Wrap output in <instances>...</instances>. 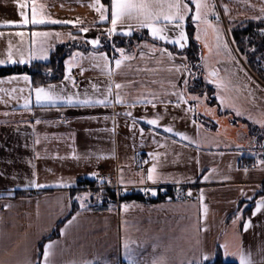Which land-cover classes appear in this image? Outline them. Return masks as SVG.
Returning <instances> with one entry per match:
<instances>
[{"label":"crops","instance_id":"crops-1","mask_svg":"<svg viewBox=\"0 0 264 264\" xmlns=\"http://www.w3.org/2000/svg\"><path fill=\"white\" fill-rule=\"evenodd\" d=\"M0 2L17 6V0ZM219 2L223 19L231 24H236L239 19L243 20L240 24L258 23L261 21L256 18L264 16L261 12L264 0ZM93 3L94 0H37L45 15L58 20L79 21L88 27V33L79 34L83 37L80 40L84 42L100 36L102 44L106 39L104 29L110 24L99 23L98 14L91 7ZM222 4L227 13H224ZM190 7L193 11L185 20V32L189 35L186 48L192 38L200 46L195 39V25L191 23L195 6ZM19 20L18 13L0 15V23ZM33 30L62 33L60 40L52 41L54 47L49 52L50 59L56 47L72 41L68 34H75L77 27L72 24L0 27V33H3L0 36V59H5L7 52L1 39L22 31L26 33L27 42L31 40ZM138 35L150 37L147 29L133 34ZM145 42L152 44L148 40L138 41L128 52L136 56L130 62L132 69L122 66V74L113 77L119 83L136 82L122 90L127 94L125 104L109 107L36 106L35 93H30L29 89L49 84L57 85V91L64 87L69 94L79 91L81 98L85 90L89 96L102 98L110 81L103 63L89 57L92 51H75L85 54L82 59H77L71 71L78 89L64 81V77L42 85L35 84L30 76L29 84L8 79L25 74L0 77L4 81L0 83V264H43L44 246L51 242H55V247L50 259L55 264H83L85 261L128 264L124 256L125 241L129 243L136 264H153L154 261L156 264H161V261L164 264H188L189 261L211 264L218 255L226 262L239 264L241 252L251 260V264H264V210L253 215L254 204L250 217L245 216L249 202L255 200L256 203L262 197L257 198V195L264 184V165L258 163L264 159V152L253 151L256 145L252 136V127L264 133V128L258 123L264 121V69L258 66L251 70L233 43L234 55L252 78L242 76L241 79L231 76L227 68L220 71L215 68L217 77L208 78L228 85L227 91L221 89L219 93L226 97L228 105L221 109L215 84L206 82L205 77L211 69L204 67V49L200 46L202 88L194 90V82L190 79L189 87L184 90L188 102L177 105V97L171 93L182 89L187 73L177 81V77L167 69L188 63L187 59H181V55L186 58L181 53L186 48L181 50L178 46L169 45L175 47V51L167 48L173 52L174 61L164 59L158 63L159 54L148 48L143 49L144 56L140 58L142 49L138 45ZM13 46L15 50L20 43H13ZM107 55L110 59L115 56ZM48 60H33L30 64ZM24 65L29 64H4L0 68ZM110 67L116 71L114 61ZM145 67L158 71L135 72L136 68ZM172 83H178V87L173 89ZM92 85L99 86L100 92H94ZM13 89L17 91L13 92ZM152 92L163 102H157L155 109L151 104H137L131 108L133 117L139 121L133 127L132 118L123 114L129 111L127 104L139 93ZM205 94L207 100L204 99ZM190 96H200V103L192 102ZM25 99H30L29 108L23 107ZM240 108L241 115L236 116L235 111ZM156 114L162 118L156 134L152 135L154 126L147 125L145 121ZM37 120L41 123L37 124ZM168 126L173 128V133L163 131ZM174 133H184L189 140H183ZM37 139L38 144L35 143ZM149 153H159L158 160L153 161ZM252 157L256 158L255 165L242 162V159ZM139 159L149 161L144 164L145 173L153 162L157 163L158 172L165 179L155 185L151 182L140 184L139 173L142 171L139 170ZM121 171L125 181L135 182L128 184L126 189L155 190L157 194L152 195L155 199L128 201L115 209L89 211L85 206L81 208L76 197H83L86 193L74 194V191L82 182L105 175L110 186L125 188L119 184ZM204 176L210 179L205 181ZM33 180L35 184L30 183ZM176 186L188 187L192 199H156L160 189ZM9 189H15L14 193ZM242 191L251 199L242 195ZM202 204L208 208L206 216ZM74 205L78 210L71 215ZM73 216L77 217L75 223L61 235V229ZM245 223H249L247 231L243 227ZM57 228L58 235L52 237ZM224 245H227L228 255ZM204 256L209 259L203 260Z\"/></svg>","mask_w":264,"mask_h":264},{"label":"snow or ice","instance_id":"snow-or-ice-1","mask_svg":"<svg viewBox=\"0 0 264 264\" xmlns=\"http://www.w3.org/2000/svg\"><path fill=\"white\" fill-rule=\"evenodd\" d=\"M190 5H194V14L191 16V23L195 25L196 34L195 39L197 42H201V33L205 37H207L209 30L215 36L216 47L218 50L224 51L226 54L231 56L232 49L229 47V42L224 38L222 30L218 27L219 24V14L215 12V4H210L208 0H109L108 4L102 3V0H94V3L91 7L99 16V23L101 24H110V27L104 29V35L107 38V41L111 42L110 46L112 47L115 53H119V57L116 56L109 58L107 53L103 51H99L101 45V37L96 36L95 38L85 40L84 43L92 46V49L95 51L90 52L88 55L90 58L96 61H100L103 63L104 68L107 69V74L109 77L110 83L106 87L104 93L102 94V98H95L94 96H89L87 90L83 93V98H81V94L79 91H74L69 94L64 87H61L59 91H57V85L49 84L47 87L36 86L34 89L30 88L29 92L35 93V104L39 107H47L52 106L55 107L57 105L63 104L66 106L72 107H109L115 106V104H125L126 103V93H123L122 90L125 88L131 87L132 84L136 83L135 81H129L128 83H119L113 80V77L117 74H122V66L127 67L128 69H132L131 61L136 59L134 54H129L124 47H118L114 42H112V38L114 36H122L126 38H132L134 32H141L144 29L148 30V33L153 41L152 44L145 42L143 45H138L142 50L140 52V58L143 59L144 52L143 49L148 48L151 49L152 53L159 54L158 63L164 59L168 61H174L175 57L172 51H169L166 47H158L156 42H163L164 45H175L178 46L179 49L183 50L186 48L189 35L185 32V20L188 17L189 13L193 11ZM17 6L19 8L18 15L20 17L19 21H4L0 23V27L5 28H24L29 25L33 26H44V25H69L72 24L74 27H77V32L75 34L69 33V38L75 42L78 38L82 39L79 36L80 33H88L90 29L88 27L82 26V22H73L67 20H58L53 19L50 16H47L43 12V6L37 5L36 0H31L30 6V14H29V0H17ZM261 12L264 13V8L261 9ZM225 13H227V9L225 8ZM209 16H212L216 24L213 23ZM261 22H264V16L257 17ZM95 23V22H94ZM203 26V27H202ZM99 31V29H97ZM174 34V35H170ZM261 34H264V30H261ZM3 33H0L2 36ZM15 35L20 38V47L15 48L11 41L8 42L6 58L0 59V65L4 64H30L33 60H43L47 61L49 59V52L53 49L54 44L52 43L53 39L60 40L62 33L60 32H51V31H31L30 41H25V32H16ZM234 43V41H232ZM204 47H208V44L205 42ZM255 51V49H252ZM238 51V49H236ZM83 52H72L70 53L69 59L64 61L65 64V75L64 81L72 84L73 88L78 89V86L75 84V78L71 75V71L73 66L77 63V59H82L84 57ZM15 57V58H14ZM181 59H186L183 55H181ZM234 59V57H233ZM114 61L115 72L110 67L112 62ZM128 61V64L125 62ZM201 66L198 64H188L182 63L179 65H174L172 68L167 69L173 76L177 77V81H179L180 76H184L187 73L186 78L182 81V89L180 91H173L171 94L177 97V105L179 103L184 102L187 103L188 100L185 99L184 90L189 87L190 79H195L196 74L191 71L192 68H200ZM49 74H51V70L49 69ZM154 71H158V69H151L145 67L143 69L136 68V73H152ZM208 77H217V71H211L208 73V76L205 77L206 82L210 84H215L217 89V100L220 103L221 109L228 106L226 102V97L221 96L220 90L224 91L228 90V85L226 83L220 82L216 79H209ZM9 81L12 80H23L26 84L30 83V77L28 75L23 76H13L8 78ZM0 83H4L3 80H0ZM94 92L99 93L100 89L97 85H92ZM171 87L176 89L178 87V83H172ZM13 92L17 91L16 89L12 90ZM20 92H23L24 89H19ZM111 98V99H110ZM189 99L192 102L200 103V96H190ZM204 99L207 100L208 97L205 94ZM157 102L159 101L157 94L152 93H139L136 98L131 100V103L127 104L129 111L123 113L126 117L132 118L133 127L139 121L133 117L131 108H134L137 104H141L147 106L149 104L155 109ZM30 99H25L24 108H29ZM192 109H189L191 111ZM211 111V110H210ZM236 116H240V111H235ZM161 116L156 114L154 118L146 119V124L150 126H154L152 135L156 134V129L159 127V122L161 120ZM107 119V118H105ZM257 121H254L256 123ZM37 124L41 123L40 120L36 121ZM195 123V121H193ZM261 127L264 128V121H258ZM202 127V125H201ZM165 133H173V128L171 126L165 127L163 129ZM140 133L143 136V128L140 129ZM175 135H179L183 140H189L184 133H174ZM191 142V141H190ZM35 143H39V139L35 141ZM264 147V145H261ZM153 161L158 160L159 153H149L148 154ZM143 163L147 164L149 161H144ZM260 165H264V159H260L258 161ZM215 171V170H213ZM247 172V168L244 169ZM33 177H35V172H33ZM139 183L147 184L151 182L153 185L160 183L165 177L158 172L157 163L153 162L151 167L146 170V173L142 171L139 173ZM205 181L209 180V176H204ZM108 181H105L103 178L100 179V184L103 186ZM30 183L35 184V181H31ZM135 183L134 181H125L123 172H120L119 175V184L127 188L128 184ZM37 187H43L42 185H35ZM63 187H68L70 185H61ZM10 193H14L15 189H9ZM145 191H150L151 195L155 196L157 193L152 189H145ZM246 198L251 199V197H247L246 193L241 192ZM190 196L191 193L189 192ZM87 195L83 197H76L77 200L81 202V208H84V201L87 200ZM204 196L203 193L200 195V200L203 202ZM127 207V205H125ZM203 212L205 216L207 215L208 208L203 206ZM264 210V196H262L255 203V209L253 211V215ZM239 211V210H238ZM77 217L73 216L72 219L68 220L67 224L63 229H61V235H64L68 228L73 225L76 221ZM239 219V217H237ZM236 221L234 220L233 223ZM244 230L247 231L249 227V223H245L243 225ZM54 247L55 242L48 243L44 246L43 249V264H55V261L50 259L54 255ZM124 256L128 261V264H136V260L132 255V251L129 247L128 241L124 242ZM225 248V254L228 255L227 245L223 246ZM209 259L208 256H204L203 260ZM32 264V262H29ZM83 264H93L92 261H85ZM153 264H156L154 261ZM161 264H164L161 261ZM188 264H202V261H189ZM239 264H251V260L244 255L243 252L239 254Z\"/></svg>","mask_w":264,"mask_h":264},{"label":"trees","instance_id":"trees-1","mask_svg":"<svg viewBox=\"0 0 264 264\" xmlns=\"http://www.w3.org/2000/svg\"><path fill=\"white\" fill-rule=\"evenodd\" d=\"M109 0H102V3L108 4ZM264 29V22H247L244 24L238 25L233 31H232V39L234 41V44L236 48L238 49L241 56H243L246 60V63L248 67L251 70H255L256 68H259L260 62L264 59V36L258 35L257 31H260ZM192 37V36H191ZM148 40L152 41V39L149 36H133L132 38H126V37H113L112 42H114L118 47H124L127 48V52H130L132 50V47L135 46V44L138 41ZM109 41H107V38L103 40L102 47H100L99 51H105L109 53L110 55H117L118 53H115L110 46ZM157 45L163 46L166 48H169L172 51H175L174 46L164 45L161 42H156ZM252 49H255L253 51ZM75 51H84V52H90L95 51L92 49V46L84 43L79 38L73 42H68L65 44H62L51 53L50 59L46 63H33L29 65L24 66H12V67H5L0 68V77H5L9 75L14 74H25L31 77L32 81L35 84H48L52 82H56L61 80L64 77L65 67H64V61L70 56V53ZM182 54L186 56L188 64H198L201 66V49L199 44H197L195 41H193V38L190 40L189 46L181 52ZM51 70V74H49L48 70ZM192 72L196 74V78L192 79L194 82L193 89L199 90L202 88V82H203V69L202 66L200 68H192ZM201 91V90H200ZM252 136L254 137L255 145H264V133H261L260 130L257 128L252 127ZM242 162L245 163V165L253 166L256 163V158L252 157L249 159H242ZM88 187H93V182L90 180H86L81 183L78 190L74 191L75 193H84L86 192V189ZM264 196V184L261 186V190L258 197ZM123 202L128 201H145L141 196H130L126 197L122 200ZM255 204V200L249 202V208L246 212V217H250L253 207ZM72 209L71 215H73L78 209L75 208ZM85 210L89 211H98L102 210V208L98 207H86ZM59 233V228H57L53 234L52 237H56ZM211 264H237L234 262H226L221 255H218L216 260Z\"/></svg>","mask_w":264,"mask_h":264},{"label":"rangeland","instance_id":"rangeland-1","mask_svg":"<svg viewBox=\"0 0 264 264\" xmlns=\"http://www.w3.org/2000/svg\"><path fill=\"white\" fill-rule=\"evenodd\" d=\"M36 2H37V0H36ZM209 3L216 5L215 12L218 13L219 17H220L218 27L222 30L224 38L229 42V47L234 48L233 42H232L233 41L232 31L237 25L242 23L243 20L239 19L236 24H231L228 20L223 19L219 0H210ZM30 6H31V0H29V9H28L29 12H30ZM223 11L225 13V5H223ZM18 12H19L18 6H16V8H15L10 4H7L5 2H0V15L1 16H2V14L6 15V16L7 15L11 16V14L18 13ZM5 19H11V18H5ZM209 19L212 20L213 17L209 16ZM213 23L216 24L215 21H213ZM209 32L211 34L208 33L207 37H205L203 35V33H201V42H199L200 46L204 49V67L206 68V70L211 69V71H217V69H218L220 71L221 69L224 70L225 68H227L228 73H230L231 76L240 77L241 79H243L242 76L247 77V78H252L244 70V68L242 67V65L238 61L237 57L234 55L233 51L231 53V56H229L224 51L217 49L216 42H215V36L211 32V30H209ZM18 39L19 38L15 35V33H12L10 37H6L3 40L1 39V44L3 46H5V48H7L9 41H11L12 44L13 43L19 44ZM82 39H83V37H82ZM205 42L208 44V47H204ZM235 48H236V46H235ZM233 57H234V59H233ZM67 59H69V57ZM215 68H217V69H215ZM234 88H237V86H235ZM240 110H241V108L238 111H240ZM258 154H255V155H258ZM258 156H256V157H258ZM123 203L124 202L121 200L119 203V206ZM117 207H118V205L117 206H108V207L105 206V207H102V210H104V209H115Z\"/></svg>","mask_w":264,"mask_h":264},{"label":"built area","instance_id":"built-area-1","mask_svg":"<svg viewBox=\"0 0 264 264\" xmlns=\"http://www.w3.org/2000/svg\"><path fill=\"white\" fill-rule=\"evenodd\" d=\"M258 35H262L261 31H257ZM259 66L264 69V59L260 62ZM254 152H264V147L256 145L253 148ZM144 159H139V170H144ZM103 178L107 181L105 175H100L96 179L90 180L93 182V187H88L86 189L87 200L84 201L85 207H98L102 208L105 206H119L121 200L126 197L141 196L144 200L150 201L155 199L149 191H142L137 188H120L112 187L108 183H105L103 186L100 184V179ZM188 187L185 186H176L170 188L160 189L156 199L170 200V201H189L192 199V195L189 193Z\"/></svg>","mask_w":264,"mask_h":264}]
</instances>
